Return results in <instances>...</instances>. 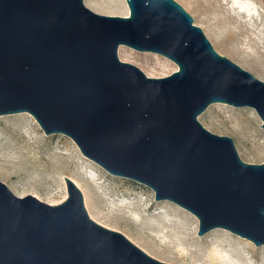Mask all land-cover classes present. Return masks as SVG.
I'll use <instances>...</instances> for the list:
<instances>
[{"label":"water","instance_id":"95a60500","mask_svg":"<svg viewBox=\"0 0 264 264\" xmlns=\"http://www.w3.org/2000/svg\"><path fill=\"white\" fill-rule=\"evenodd\" d=\"M129 15L84 0H0V117L27 112L70 137L110 174L192 213L198 235L223 228L264 245V162H244L199 116L214 103L250 107L264 127V81L219 54L176 0H125ZM120 46L178 70L150 77ZM58 205L0 181V264H170L93 220L66 177Z\"/></svg>","mask_w":264,"mask_h":264},{"label":"rangeland","instance_id":"374dc122","mask_svg":"<svg viewBox=\"0 0 264 264\" xmlns=\"http://www.w3.org/2000/svg\"><path fill=\"white\" fill-rule=\"evenodd\" d=\"M84 1L88 8L105 15L124 16L125 5L128 8L125 0ZM176 1L194 18V24L203 29L219 54L264 81V0H239L240 7L229 0ZM110 3L113 6L111 10ZM244 11L248 16H243ZM129 13L128 8V15ZM225 22H229L228 27L225 26ZM237 23H242L244 30H241ZM123 47L126 48L128 55L119 53L120 59L138 66L150 77H165L178 70L176 63L162 55ZM219 105L221 109L216 108ZM226 105L231 107L224 109ZM232 107L243 111L237 114ZM22 113H25L24 120L15 122L14 127L2 121L3 116L12 117L14 114L0 117V181L17 196L33 195L41 201L58 205L69 197L67 177L79 188L83 197L85 195L88 198L90 211L98 202L102 204L100 212L102 219L106 223H109L107 221L109 219L112 221L105 227L121 232L142 250L144 247L166 252L162 240L143 228L141 223L146 215L162 209L157 201L163 200H156L152 189L139 182L110 174L86 157L70 137L63 134L45 136L35 118L27 112ZM198 119L210 132L231 137L244 162L251 164L264 162V127L254 109L214 103ZM53 162L59 164L62 169L56 170L50 177L46 176L44 179L43 169ZM10 172L13 173L10 178L3 176ZM122 203L141 204L142 210L137 213L139 220L134 216L136 211L131 207L129 211H124L122 216L114 215L120 211ZM87 211L90 215L91 212L88 209ZM187 212L190 236L210 242L211 235L206 238L204 235L197 237L198 219ZM246 240L248 239L238 238L239 242L250 247L242 252L243 256L250 264H264V245L256 246L252 241L248 240L250 244ZM180 248L182 256L177 248L170 252L181 258L175 259L176 262L160 258L158 260L170 264L200 263L195 246L182 244ZM226 248L228 255L232 256L235 250L230 246Z\"/></svg>","mask_w":264,"mask_h":264},{"label":"bare ground","instance_id":"6f19581e","mask_svg":"<svg viewBox=\"0 0 264 264\" xmlns=\"http://www.w3.org/2000/svg\"><path fill=\"white\" fill-rule=\"evenodd\" d=\"M232 1L237 5V7H240V1L239 0H229ZM112 3H110L109 8L111 10L112 8ZM243 16L247 15V12H243ZM123 15H128V8L124 7L123 10ZM251 21L250 19H248ZM229 22H225V26L228 27ZM252 23V22H251ZM242 23H237V25L241 28V30H244V27L241 25ZM253 25V24H252ZM252 30L253 29V26ZM119 53L120 55L127 56L128 52L125 47L120 46L119 48ZM227 107L231 106H225L224 109H227ZM217 109H221V106H217ZM235 109V113L241 114L243 110L238 109V108H233ZM25 113H19V114H14L12 117L9 116H3L2 121L5 124L8 125H13L15 122L24 120ZM29 115V114H28ZM14 127V125H13ZM45 135V134H44ZM47 136V135H45ZM62 169L59 164L57 163H49L44 169L43 173L44 176L43 178L46 179V176H51L53 172L56 170ZM13 173H5L3 176L6 178H10ZM97 186V185H96ZM19 194H22V192H19ZM38 196V195H36ZM84 201L87 209L89 210L91 217L100 223L101 225L104 226H109L110 222H112L110 219L107 220L109 223H106L100 215V212L102 211V204L98 202L94 208L89 209V204H88V198L84 195ZM159 205H161V210L160 211H155L152 214L146 215L144 218V221H142V227L145 229H148L151 231L155 236H157L159 239L162 240L163 246L166 249V252H164L161 249H144L148 254L152 255L153 257H156L157 259H165L168 262H174L175 259L179 260L178 255L171 254L170 252H173L174 249L177 248L178 253L182 256V250H181V245L186 244V245H191L195 246L197 248V257L200 260L199 264H250L249 260L243 256V251L246 249H249L250 247L247 244H243L242 242L238 241V238L243 239L239 235H236L232 233L229 230L223 229V228H217L212 230L211 232L207 233L203 237H209L210 235L212 236L210 238V242L207 240L203 239H195L190 236V230H189V219H188V212L181 206L168 201V200H163V201H157ZM122 208L120 209L119 212H115L114 215L116 216H122L124 211H129V208H133L136 213H134V216L139 220V217L137 213L141 212L142 207L140 205H131V203H122L121 204ZM119 218V217H118ZM113 228V227H112ZM115 229V228H113ZM197 237H201L197 235ZM245 240V239H244ZM247 243H250V241L246 240ZM247 245V246H246ZM226 246H230L233 250H235L234 254L232 256L228 255V249ZM176 262V261H175Z\"/></svg>","mask_w":264,"mask_h":264}]
</instances>
